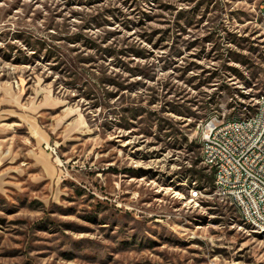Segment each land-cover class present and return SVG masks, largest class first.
Instances as JSON below:
<instances>
[{
  "label": "rangeland",
  "instance_id": "obj_1",
  "mask_svg": "<svg viewBox=\"0 0 264 264\" xmlns=\"http://www.w3.org/2000/svg\"><path fill=\"white\" fill-rule=\"evenodd\" d=\"M264 0H0V264H264L200 174L202 123L264 95Z\"/></svg>",
  "mask_w": 264,
  "mask_h": 264
},
{
  "label": "built area",
  "instance_id": "obj_2",
  "mask_svg": "<svg viewBox=\"0 0 264 264\" xmlns=\"http://www.w3.org/2000/svg\"><path fill=\"white\" fill-rule=\"evenodd\" d=\"M255 103L261 111L237 118V124L217 116L202 123L200 153H206V161L200 163L212 175L216 194L235 207L241 221L264 231V95Z\"/></svg>",
  "mask_w": 264,
  "mask_h": 264
},
{
  "label": "bare ground",
  "instance_id": "obj_3",
  "mask_svg": "<svg viewBox=\"0 0 264 264\" xmlns=\"http://www.w3.org/2000/svg\"><path fill=\"white\" fill-rule=\"evenodd\" d=\"M254 111H261V104L255 103ZM230 124H237V119H230ZM204 136V129L201 132L200 138ZM201 161H206V153H201ZM264 234V231H256Z\"/></svg>",
  "mask_w": 264,
  "mask_h": 264
},
{
  "label": "trees",
  "instance_id": "obj_4",
  "mask_svg": "<svg viewBox=\"0 0 264 264\" xmlns=\"http://www.w3.org/2000/svg\"><path fill=\"white\" fill-rule=\"evenodd\" d=\"M205 170L206 169L203 168L202 172ZM199 178H200V181L204 180V181H206L207 184H209L211 187H213V178H212L211 174H208V175L200 174Z\"/></svg>",
  "mask_w": 264,
  "mask_h": 264
}]
</instances>
